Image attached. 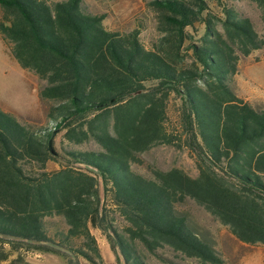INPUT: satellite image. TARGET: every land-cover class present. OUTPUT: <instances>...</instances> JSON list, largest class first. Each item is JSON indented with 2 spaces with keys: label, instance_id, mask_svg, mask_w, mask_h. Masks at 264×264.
<instances>
[{
  "label": "trees",
  "instance_id": "trees-1",
  "mask_svg": "<svg viewBox=\"0 0 264 264\" xmlns=\"http://www.w3.org/2000/svg\"><path fill=\"white\" fill-rule=\"evenodd\" d=\"M216 1L219 14L210 0H151L158 37L145 47L139 29H105L82 0H0V37L45 81L38 99L48 119L36 126L0 109V263L30 264L37 254L102 264L96 228L122 264H146L136 243L154 256L168 248L224 264L177 211L187 199L240 242L264 245V107L234 90L240 56L264 49V38ZM250 1L264 20V0ZM171 94L181 101L178 136L167 131ZM180 138L196 177L134 171L137 154ZM89 141L101 150H81ZM50 162L59 168L47 170Z\"/></svg>",
  "mask_w": 264,
  "mask_h": 264
},
{
  "label": "rangeland",
  "instance_id": "rangeland-1",
  "mask_svg": "<svg viewBox=\"0 0 264 264\" xmlns=\"http://www.w3.org/2000/svg\"><path fill=\"white\" fill-rule=\"evenodd\" d=\"M61 1V0H50ZM151 0H82V11L89 15H104L103 26L110 31L128 33L139 29V40L148 47L149 42L158 37L154 12L148 5ZM212 12L219 14L220 7L216 0H210ZM232 6L243 17L248 18L259 36L264 38V20L257 6L250 0H221ZM202 33L198 26L196 38ZM195 38V40H196ZM46 85L34 73L23 70L0 41V109L14 114L21 122H28L36 126L48 124L46 108L38 99L39 90ZM236 94L256 109L264 107V49L254 51L249 56H240L238 72L234 77ZM167 105V131L178 136V112L181 101L178 96L171 94ZM50 104V103H48ZM175 145H157L150 150L137 154L142 164H134V171L149 177V168L162 171L180 168L191 177L198 174L196 156L185 146L183 138L175 140ZM178 144L179 146H177ZM64 146H68L64 143ZM69 147V146H68ZM72 148V147H71ZM81 150L100 151L101 148L93 141L80 147ZM59 168L55 162L47 165V170ZM111 207L110 217L113 224L121 229L124 222L114 207ZM177 211L183 214L191 227L208 241L221 254L224 264H264V245L245 244L237 240L218 220L207 213L202 207L187 199L177 206ZM91 233L98 242L102 264H122L118 256L111 249L107 236L99 229L91 228ZM136 247L146 264H199L195 259L187 258L171 249H158L157 256L151 255L139 244ZM52 262L44 264H67V258L58 255L51 256ZM72 261L75 260L73 258ZM36 259L29 257L30 264ZM78 264H91L82 257H77ZM44 262V261H43ZM6 264V263H0Z\"/></svg>",
  "mask_w": 264,
  "mask_h": 264
},
{
  "label": "crops",
  "instance_id": "crops-1",
  "mask_svg": "<svg viewBox=\"0 0 264 264\" xmlns=\"http://www.w3.org/2000/svg\"><path fill=\"white\" fill-rule=\"evenodd\" d=\"M0 41H2V43L4 44V46H5V48L7 49V50H9V48H8V46L5 44V42L1 39V37H0ZM97 241V240H96ZM97 244H98V242H97ZM51 256H54V255H37V254H35V255H32V257H33V259H36L35 260V263H33V264H44L45 263V261H48V262H54V261H52L51 259H52V257ZM44 261V262H43ZM55 264V263H54ZM60 264V263H59Z\"/></svg>",
  "mask_w": 264,
  "mask_h": 264
}]
</instances>
